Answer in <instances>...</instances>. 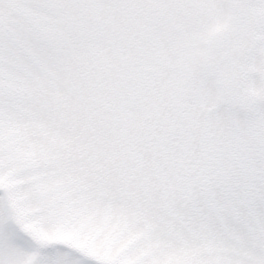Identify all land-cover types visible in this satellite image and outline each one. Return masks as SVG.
Segmentation results:
<instances>
[{
	"label": "snow or ice",
	"instance_id": "1",
	"mask_svg": "<svg viewBox=\"0 0 264 264\" xmlns=\"http://www.w3.org/2000/svg\"><path fill=\"white\" fill-rule=\"evenodd\" d=\"M0 264H264V0H0Z\"/></svg>",
	"mask_w": 264,
	"mask_h": 264
}]
</instances>
